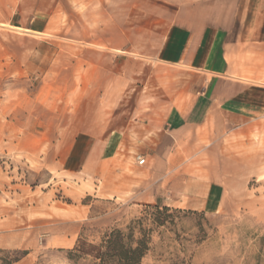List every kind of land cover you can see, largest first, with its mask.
<instances>
[{
	"label": "rangeland",
	"instance_id": "1",
	"mask_svg": "<svg viewBox=\"0 0 264 264\" xmlns=\"http://www.w3.org/2000/svg\"><path fill=\"white\" fill-rule=\"evenodd\" d=\"M70 5L68 14L57 8L44 33L0 26V264H99L114 230L147 241L140 264H264V48L231 60L221 111L165 141L180 175L223 190L218 209L184 207V196L169 194L170 178L126 157L95 171L61 164L88 111L89 127L101 125L130 85H170L166 73L156 82L167 66L141 50L103 45L123 34L104 31L101 6Z\"/></svg>",
	"mask_w": 264,
	"mask_h": 264
},
{
	"label": "crops",
	"instance_id": "2",
	"mask_svg": "<svg viewBox=\"0 0 264 264\" xmlns=\"http://www.w3.org/2000/svg\"><path fill=\"white\" fill-rule=\"evenodd\" d=\"M87 1L107 12L105 32L123 34L109 35L103 45L123 53L141 50L145 58L167 66L156 82H163L166 73L170 85L165 91L143 82L130 85L113 117L101 125L89 127L88 111L61 164L68 171H95L119 157L137 165L141 156L145 165L138 168L170 178L169 194L184 196L182 206L218 209L220 185L180 175L164 144H173L176 131L202 124L212 110L227 104L231 60L243 57L246 48H264V0H0V26L15 22L20 25L13 29L44 33L58 7L68 14L71 3ZM117 16L124 21L117 23ZM132 17L138 18L134 25Z\"/></svg>",
	"mask_w": 264,
	"mask_h": 264
},
{
	"label": "trees",
	"instance_id": "3",
	"mask_svg": "<svg viewBox=\"0 0 264 264\" xmlns=\"http://www.w3.org/2000/svg\"><path fill=\"white\" fill-rule=\"evenodd\" d=\"M129 231L132 233L133 229L129 228ZM107 238L100 246L105 251L99 250L95 256L100 260L99 264H140L148 249L145 239L133 241L131 235L125 236L119 230H114ZM133 242L136 243L135 247L132 246Z\"/></svg>",
	"mask_w": 264,
	"mask_h": 264
},
{
	"label": "built area",
	"instance_id": "4",
	"mask_svg": "<svg viewBox=\"0 0 264 264\" xmlns=\"http://www.w3.org/2000/svg\"><path fill=\"white\" fill-rule=\"evenodd\" d=\"M137 165L144 166L145 165V158L141 156L136 157Z\"/></svg>",
	"mask_w": 264,
	"mask_h": 264
},
{
	"label": "bare ground",
	"instance_id": "5",
	"mask_svg": "<svg viewBox=\"0 0 264 264\" xmlns=\"http://www.w3.org/2000/svg\"><path fill=\"white\" fill-rule=\"evenodd\" d=\"M11 29H13V28H11ZM15 30H17V31H21L20 29H15Z\"/></svg>",
	"mask_w": 264,
	"mask_h": 264
}]
</instances>
